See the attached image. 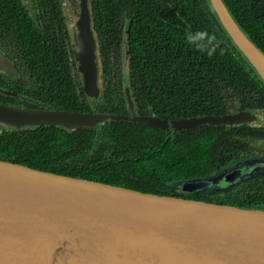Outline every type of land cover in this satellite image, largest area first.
Masks as SVG:
<instances>
[{
	"label": "trees",
	"instance_id": "1",
	"mask_svg": "<svg viewBox=\"0 0 264 264\" xmlns=\"http://www.w3.org/2000/svg\"><path fill=\"white\" fill-rule=\"evenodd\" d=\"M23 2L0 0V34L21 43L25 76L47 78L41 85L52 88H42L40 93L35 87L31 92L17 90L18 81L1 74L0 87L59 110L126 114L122 44L129 22L130 93L142 113L179 120L228 115L233 109L264 111V81L227 35L209 0H90L105 88L104 100L93 105L79 78L78 87L75 84L73 67L66 61L70 41L67 29L60 25V1L39 0L43 26L35 24ZM224 2L264 53V0ZM189 30L216 36L219 47L211 58L185 43ZM202 39L195 37L194 42ZM0 103L29 107L1 93ZM257 139L264 140V128L206 125L174 132L108 121L76 131L56 126L2 130L0 160L144 193L239 207L264 198V180L256 186L255 179L243 182L218 199L180 194L177 185L222 174L237 164H230L233 156Z\"/></svg>",
	"mask_w": 264,
	"mask_h": 264
},
{
	"label": "water",
	"instance_id": "2",
	"mask_svg": "<svg viewBox=\"0 0 264 264\" xmlns=\"http://www.w3.org/2000/svg\"><path fill=\"white\" fill-rule=\"evenodd\" d=\"M209 2L264 81V63L255 52L264 53L239 27L224 0ZM78 3L75 63L88 102L100 103L105 98L104 75L91 2ZM129 34L128 22L122 59L130 114L59 110L0 87L2 95L37 106L0 103V131L53 126L76 131L108 121L174 132L206 125L264 127V117L252 109L179 120L137 114L130 96ZM0 72L20 76L1 50ZM259 175H264V162L244 163L213 179L181 182L177 191L218 190ZM0 264H264V211L144 193L0 160Z\"/></svg>",
	"mask_w": 264,
	"mask_h": 264
},
{
	"label": "flooded vegetation",
	"instance_id": "3",
	"mask_svg": "<svg viewBox=\"0 0 264 264\" xmlns=\"http://www.w3.org/2000/svg\"><path fill=\"white\" fill-rule=\"evenodd\" d=\"M59 1H60V6H61L62 11H63V19H62V23H60V25L64 26L65 27L64 29H67L68 40L70 41L69 42L70 43V49L68 50V54L70 55V57H69L70 60H67V58H68L67 57L68 54H67L66 61L68 64L71 65V67H73L74 72H73V78L72 79L74 81H76L75 84L78 87L79 84L77 81H78V78L80 80V77H79L78 69H77L76 63H75L72 41L73 40L75 42L77 41V39H76V28L74 26V21L79 16L80 7H79L78 0H59ZM25 2H27L26 5L28 6V8L31 9V16L33 17V21L35 22V24L37 26H43L44 22L41 19V17L39 16L41 13L40 12V3H38L39 0H24V2L22 4H24ZM54 24H55V26L59 25L57 22H54ZM0 29H1V27H0ZM41 30L44 31L45 28L41 27ZM71 33L73 34L74 39L72 38ZM1 34H0V50L13 62L15 68L18 70V72L20 74V76L16 77V78L8 77V79H10V80L18 81L14 87L17 90L24 89L26 92H31L32 88L35 87V89L37 90L38 93H40L42 91V88H52L50 85H41L42 81H44V80L48 81L47 78H41L39 76H35V75H31V74L28 76H25L26 71H27L26 70L27 63H26V61H23V59L21 58V52L23 50L21 43L19 42V44H18V40H16V38H10V37L6 38L5 34L3 32H1ZM59 43L61 44V41H59L58 44ZM67 45H68V43H67ZM0 74L3 76H6V75L2 74L1 72H0ZM24 96L38 100V99L31 97V96H28V95H24ZM130 96L132 98L131 93H130ZM16 100L20 104L22 102L28 104L29 107H31V108L37 107V106H35L31 103L25 102L23 100H18V99H16ZM132 100L134 101L133 98H132ZM127 101H128V96H127ZM92 105H93V103H92ZM15 106L27 107L25 105H15ZM134 106H135V112L141 116H156L154 113H149V114L146 112L142 113L140 111V109L135 105V103H134ZM240 111H245V110L233 109V111L228 115H231V114H234V113L240 112ZM126 112H127L126 114H130L129 103H128V108H127ZM256 112L258 113V115L264 117V111H262V112L256 111ZM94 113H97V112H94ZM238 126H245V125H238ZM247 126H249V125H247ZM249 127H252V126H249ZM252 128H264V127H252ZM234 162L237 163L236 165L244 164V163L252 164V163H257V162H264V140L261 141V140L257 139L256 141H252L251 146H249V148L246 147V148L239 150L237 152V154H235L233 156V159H232L230 164H233ZM236 165L234 163V166H236ZM234 166H232V167H234ZM232 167H229V169H231ZM252 179L256 180L254 182V184L256 186L258 181L264 180V175H259V176H255L253 178H250L248 180H242V181L236 182L233 185L227 186L226 190L214 191V190L208 188V190L206 189V191L199 190L193 194H183V195H188V196H190V195L191 196H204V195H206V196H209L213 199H218V198H222V196H224L226 193H228L230 191L229 188L235 187L236 185H239L243 182L245 183L246 181H249ZM172 193H176V191H173ZM181 198H183V197H181ZM185 199H188V198H185ZM206 203H211V202H206ZM235 207H238V206H235ZM238 208L264 211V198L258 199V200H253L251 203L239 206Z\"/></svg>",
	"mask_w": 264,
	"mask_h": 264
},
{
	"label": "clouds",
	"instance_id": "4",
	"mask_svg": "<svg viewBox=\"0 0 264 264\" xmlns=\"http://www.w3.org/2000/svg\"><path fill=\"white\" fill-rule=\"evenodd\" d=\"M195 37H203V39L194 42ZM184 40L188 46L193 47L195 51L204 54L209 58L216 53L217 48L219 47L216 36L208 33L206 30H196L195 33H193L192 30H189L184 34Z\"/></svg>",
	"mask_w": 264,
	"mask_h": 264
},
{
	"label": "bare ground",
	"instance_id": "5",
	"mask_svg": "<svg viewBox=\"0 0 264 264\" xmlns=\"http://www.w3.org/2000/svg\"><path fill=\"white\" fill-rule=\"evenodd\" d=\"M255 54L264 63V56L261 53H259L258 51H256ZM262 66H263V69H264V64H262Z\"/></svg>",
	"mask_w": 264,
	"mask_h": 264
}]
</instances>
